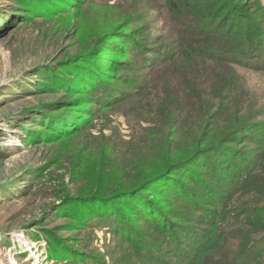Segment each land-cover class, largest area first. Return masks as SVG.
<instances>
[{
    "label": "trees",
    "instance_id": "trees-1",
    "mask_svg": "<svg viewBox=\"0 0 264 264\" xmlns=\"http://www.w3.org/2000/svg\"><path fill=\"white\" fill-rule=\"evenodd\" d=\"M81 2L19 0L4 30L36 16L67 15ZM169 5L174 37L139 42L118 24L90 47L40 68L47 70L40 90L59 96L29 109L37 127L27 141L74 140L93 128L100 111L142 113L150 124L144 151L119 160L107 142L78 147L71 167L75 191L64 187L54 207L82 224L92 216L115 225L131 214L145 217L157 232L145 242L149 254L157 251L155 264H246L251 236L264 234V105L251 98L237 68L264 72V0ZM126 51L147 57L135 88L131 75L122 78L114 70H136L122 59ZM120 78L132 89L119 88ZM164 196L186 208H169ZM232 223L243 231L231 234ZM116 233L126 232L118 227ZM228 241L243 253L220 251Z\"/></svg>",
    "mask_w": 264,
    "mask_h": 264
},
{
    "label": "rangeland",
    "instance_id": "rangeland-1",
    "mask_svg": "<svg viewBox=\"0 0 264 264\" xmlns=\"http://www.w3.org/2000/svg\"><path fill=\"white\" fill-rule=\"evenodd\" d=\"M80 1L79 9L67 15L36 16L5 31L20 4L19 0H0V264H155L157 251L149 254L145 242L153 240L157 232L145 217L131 214L129 221L120 224L117 220L115 225L92 216L82 224L54 207L62 202L64 187L75 191L71 167L77 148L107 142L115 146L119 160L139 155L144 151L146 126H150L145 116L131 109L100 111L93 128L74 140L32 142L27 141L29 130L37 124L32 123L35 113L29 109L59 96V92L40 90L39 84L47 73L41 70L43 66L54 64L65 52L90 47L97 37L118 24L126 26L139 42L153 44L165 34L174 37L178 28L169 5L173 0ZM4 17H8L6 22ZM125 58L136 70L115 67V74L122 78L131 75L135 88L145 76L147 57L126 51L122 56ZM237 71L251 98L264 105V72L243 68ZM122 78L119 88L131 90ZM93 106L100 110L98 105ZM161 202L169 208H186L168 196L161 197ZM249 202L253 203V199ZM232 225L236 226L229 225L231 234L243 231L237 224ZM117 226L126 233L117 234ZM232 243H220L218 249L225 252L232 248L234 253H243L240 245L235 249ZM250 243L245 250L249 258L246 264H264V234L252 235ZM67 247L70 250L62 252Z\"/></svg>",
    "mask_w": 264,
    "mask_h": 264
},
{
    "label": "bare ground",
    "instance_id": "bare-ground-1",
    "mask_svg": "<svg viewBox=\"0 0 264 264\" xmlns=\"http://www.w3.org/2000/svg\"><path fill=\"white\" fill-rule=\"evenodd\" d=\"M18 240V239H17ZM20 242H24L23 239H19Z\"/></svg>",
    "mask_w": 264,
    "mask_h": 264
}]
</instances>
